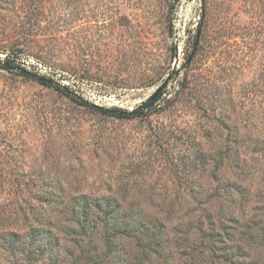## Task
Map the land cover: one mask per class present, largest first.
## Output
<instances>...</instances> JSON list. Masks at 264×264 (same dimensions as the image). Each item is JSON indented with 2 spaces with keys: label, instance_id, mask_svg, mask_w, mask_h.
Listing matches in <instances>:
<instances>
[{
  "label": "rangeland",
  "instance_id": "obj_1",
  "mask_svg": "<svg viewBox=\"0 0 264 264\" xmlns=\"http://www.w3.org/2000/svg\"><path fill=\"white\" fill-rule=\"evenodd\" d=\"M7 59L87 105L0 66V264H264V0H0Z\"/></svg>",
  "mask_w": 264,
  "mask_h": 264
},
{
  "label": "trees",
  "instance_id": "obj_2",
  "mask_svg": "<svg viewBox=\"0 0 264 264\" xmlns=\"http://www.w3.org/2000/svg\"><path fill=\"white\" fill-rule=\"evenodd\" d=\"M9 66H13V67H16L18 68V66H14L13 65V60H9L7 59L5 62H4V66H1L2 69L6 70V71H9L11 72L12 70H10L8 67ZM43 85H47V84H44V83H41ZM62 94H64L65 96L71 98L73 101L79 103V104H82V105H87L86 102L84 101H80L76 98H73L70 96V94H67V93H64L62 92ZM156 99V98H155ZM154 100V99H153ZM158 100V98L154 101H147V102H144L141 106H139L136 110H134L133 112H130V113H127V112H124V111H121V110H117V109H112V110H104L102 109L101 107H94L92 106L93 108L99 110V111H103V112H107V113H110L112 116L114 117H117V118H128V117H143V116H146V115H149L152 113V108L155 104V102Z\"/></svg>",
  "mask_w": 264,
  "mask_h": 264
},
{
  "label": "water",
  "instance_id": "obj_3",
  "mask_svg": "<svg viewBox=\"0 0 264 264\" xmlns=\"http://www.w3.org/2000/svg\"><path fill=\"white\" fill-rule=\"evenodd\" d=\"M199 33H200V29H198V31H197L196 42H195L194 45H196V43L198 41ZM192 55H193V52L190 55V57L188 59V62L190 61ZM0 66H4V63L2 61H0ZM8 68L10 70H12V71L20 72L22 75H30V76L36 78L37 80H39L41 83L53 86L56 90H60V91H63L65 93L72 94V92L67 87H65V86H63V85H61L59 83H56V82H54V81H52L50 79H47V78H44V77H40V76H36V75L32 74L31 72H29V71H27L25 69L16 68V67H13V66H9ZM169 80H170V75H168L167 78L164 80V82L159 87L156 88V90L153 92L152 95L149 96V100L155 99L161 93V91L166 87V85L169 82Z\"/></svg>",
  "mask_w": 264,
  "mask_h": 264
}]
</instances>
